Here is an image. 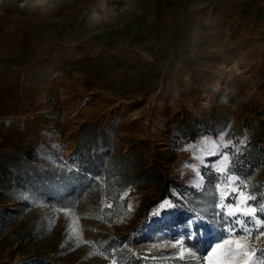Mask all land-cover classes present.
Here are the masks:
<instances>
[{"label": "rangeland", "instance_id": "obj_1", "mask_svg": "<svg viewBox=\"0 0 264 264\" xmlns=\"http://www.w3.org/2000/svg\"><path fill=\"white\" fill-rule=\"evenodd\" d=\"M255 132L264 0H0V264H208L232 226L220 191L234 193L216 189L205 141L230 142L229 171L264 221V157L249 175L235 165ZM82 133L146 172L110 166L65 205L11 179L30 164L78 169Z\"/></svg>", "mask_w": 264, "mask_h": 264}, {"label": "trees", "instance_id": "obj_2", "mask_svg": "<svg viewBox=\"0 0 264 264\" xmlns=\"http://www.w3.org/2000/svg\"><path fill=\"white\" fill-rule=\"evenodd\" d=\"M88 125L87 123L83 124V128ZM99 135L100 133L88 136L85 133L80 135L77 157L74 160L78 165V169L56 171L53 168L30 164L23 170L11 171V179L20 186L38 190L45 200L52 201L57 205H65L75 193H81L85 189L99 185L97 177L102 175L104 169L110 166L119 165L118 172L124 174L125 178H130L140 172H146L138 169L144 164L143 160H131L132 150L111 158L105 156L110 154V150L98 151L97 148L101 143L98 140ZM262 142H264V134L255 132L252 139L243 147L244 151L235 162L238 172L249 175L260 163V159L264 157ZM25 155L28 156L29 152H26ZM131 169L133 170L129 172ZM207 181L209 183V177ZM130 185L141 187L142 182L134 178L127 183H123L120 187L124 188ZM198 195H202V193ZM202 197L205 196L202 195ZM115 204H117V201H114L113 206Z\"/></svg>", "mask_w": 264, "mask_h": 264}, {"label": "snow or ice", "instance_id": "obj_3", "mask_svg": "<svg viewBox=\"0 0 264 264\" xmlns=\"http://www.w3.org/2000/svg\"><path fill=\"white\" fill-rule=\"evenodd\" d=\"M205 144L211 145L209 155L218 154L220 156L213 167L216 173L223 176L224 179L216 183V189L220 191L221 186L226 184L232 188L234 193L230 202L226 203L225 194L220 191L219 203L216 205L219 212L216 215L221 216L232 226L227 230V238H222V242L216 243L215 247H212L207 254L208 264H264V247L257 248L249 244L254 232L258 233L257 241L264 237V231H261L264 228V221L257 218V208L249 204V201L254 200L255 197L251 193L246 194L243 190L247 187L246 182L240 181L229 171L230 156L223 153L221 149L229 148L230 142L225 144L223 137H220L219 142L205 141ZM201 163L203 164V160ZM196 174L199 177L198 171ZM163 207L164 205H161V208ZM261 211L264 212V209ZM153 215L156 216L158 213L154 212ZM237 232L240 234L237 235ZM194 235L192 232L188 234L189 238H194ZM177 243L180 244V256L183 257L187 250L183 247V241ZM249 248L251 251L248 250ZM257 252H259V257H256ZM112 264H117L116 260L113 259Z\"/></svg>", "mask_w": 264, "mask_h": 264}]
</instances>
